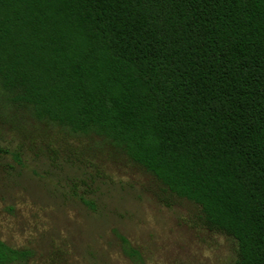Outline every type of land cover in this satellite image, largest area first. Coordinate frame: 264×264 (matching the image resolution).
I'll list each match as a JSON object with an SVG mask.
<instances>
[{
	"label": "trees",
	"instance_id": "16d2710c",
	"mask_svg": "<svg viewBox=\"0 0 264 264\" xmlns=\"http://www.w3.org/2000/svg\"><path fill=\"white\" fill-rule=\"evenodd\" d=\"M18 115L107 142L264 264V0H0V117ZM33 257L0 240V264Z\"/></svg>",
	"mask_w": 264,
	"mask_h": 264
},
{
	"label": "rangeland",
	"instance_id": "374dc122",
	"mask_svg": "<svg viewBox=\"0 0 264 264\" xmlns=\"http://www.w3.org/2000/svg\"><path fill=\"white\" fill-rule=\"evenodd\" d=\"M0 142L23 157L0 158V240L33 250L27 264H135L117 232L146 264H235V245L197 207L163 204L161 185L107 142L20 115L0 117Z\"/></svg>",
	"mask_w": 264,
	"mask_h": 264
}]
</instances>
